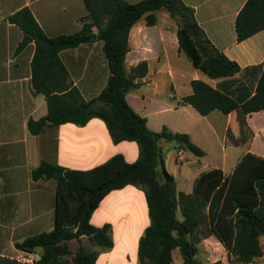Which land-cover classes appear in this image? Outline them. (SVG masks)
<instances>
[{
    "label": "crops",
    "instance_id": "1",
    "mask_svg": "<svg viewBox=\"0 0 264 264\" xmlns=\"http://www.w3.org/2000/svg\"><path fill=\"white\" fill-rule=\"evenodd\" d=\"M125 1L136 4L143 0ZM247 1L182 0L194 10L198 25L212 44L239 65L240 72L232 77L211 79L194 68L179 49L178 24L166 11L155 13V25L149 26L143 18L130 30L126 72L130 74L142 64L147 65L148 71L136 80L139 86L127 94L129 105L147 119L150 131L160 132L167 127L173 133L188 134L206 153L202 158L186 157L188 150L175 142L159 141L162 158L159 179L163 181L164 166L176 184L183 182L185 191L180 193L192 194L197 178L211 169H221L226 176L230 175L247 153L264 159L263 111L244 115L238 109L226 115L215 110L202 116L182 103L183 97L192 94L194 80H201L236 100L255 94L261 75L259 68L264 62V29L244 41L237 40L236 18ZM23 8L30 9L51 38L79 32L87 16L83 0H0V264H31L27 258L37 260L42 250L24 252L16 248V243L54 229L56 181L32 179V171L43 161L87 171L118 154L128 163L139 158L138 144L133 141L115 144L105 122L99 118L84 126L65 123L49 126L38 135L29 132V120L46 118L48 106L45 96L35 94L31 83L35 43L30 41L18 50L25 36L9 21L10 16ZM93 32L97 34L98 29L94 27ZM59 57L71 86L79 90L84 100L100 95L110 77L102 41L64 50ZM235 130L237 135L233 133ZM210 155L221 157L223 166L208 165ZM226 162H233L229 171L225 169ZM90 223L97 228L109 225L113 240L109 249L93 246L87 238L75 240L78 247L98 253L95 264H139V242L151 224L142 189L129 185L110 192L93 212ZM260 243L264 252V236ZM198 248L196 258L203 262L225 264L228 258L227 250L215 236L200 241ZM173 264H184L182 255L177 258L173 255ZM250 264H264V254Z\"/></svg>",
    "mask_w": 264,
    "mask_h": 264
},
{
    "label": "trees",
    "instance_id": "2",
    "mask_svg": "<svg viewBox=\"0 0 264 264\" xmlns=\"http://www.w3.org/2000/svg\"><path fill=\"white\" fill-rule=\"evenodd\" d=\"M87 16L79 32L48 37L32 12L23 8L9 17L10 23L24 33L18 47L22 50L30 41L35 43L31 83L35 94L46 98L48 115L30 119L28 129L38 135L49 126L73 123L84 126L91 119L103 120L112 141L117 144L133 141L138 144L139 158L128 163L118 154L106 163L87 171L70 170L43 161L32 171V179L56 181L55 226L16 243L18 250L41 255L32 264H95L97 252L79 246L72 253L73 240L87 238L103 249L113 246L111 227H94L93 212L106 195L126 186L142 189L146 196L151 224L139 242V264H173V250L178 248L184 264H222L200 262L196 256L198 243L215 236L228 252L230 264H250L264 254L260 238L264 236V159L247 153L230 175L221 169H211L196 180L192 194L177 193L175 178L163 166V181L158 167L162 158L160 140L175 142L198 158L205 151L185 133H173L164 127L152 132L147 119L128 103L127 94L146 75V64L130 74L125 60L129 51L131 28L141 19L151 26L157 23L158 11H166L178 24L179 49L193 67L211 79L232 77L240 72L239 65L218 50L198 25L194 10L182 0H143L130 4L125 0H83ZM98 33L93 32V28ZM238 41H244L264 29V0H248L236 18ZM94 40L103 42L110 77L100 95L84 100L72 87L68 71L60 60V52ZM256 92L252 97L236 100L201 80L192 81L193 92L182 103L192 106L202 116L218 110L230 114L240 109L244 115L264 112V62ZM49 119V121H47ZM178 208L183 219L177 218Z\"/></svg>",
    "mask_w": 264,
    "mask_h": 264
},
{
    "label": "rangeland",
    "instance_id": "3",
    "mask_svg": "<svg viewBox=\"0 0 264 264\" xmlns=\"http://www.w3.org/2000/svg\"><path fill=\"white\" fill-rule=\"evenodd\" d=\"M233 133H234L235 135H237L238 131L235 130V132L233 131ZM227 145H228V147H229V143H227ZM185 156H186V157H188V156H189V157H194V154H193L192 152H190V151H186ZM220 158H221V157H219V156H217V157H214V156H211V155H210V156H207L206 163H207L208 165H210V166H218V167H222V166H223V163L221 162V159H220ZM186 163H187V161L185 160V161L183 162V164L186 165ZM232 164H233V162H226V163H225V169H226L227 171H229L230 168H231V166H232ZM175 181H176V180H175ZM176 191H177L178 194L180 193V191H185V187H184V184H183L182 181H177V184H176ZM177 218H178L179 220H182V219H183L182 212H181V210H180L179 208H178V211H177ZM68 244H69V247H70L72 253H75L76 250L78 249V243H77L75 240H73V241H71V242L68 243ZM75 249H76V250H75ZM173 255H174V258H177L178 256L180 257V255H181V254H180V250H179L178 248L175 249ZM220 258H221V256H219V259H220ZM197 260H198V259H197ZM198 261L203 262V261H201V260H198ZM224 262H225V264H230L228 258H225Z\"/></svg>",
    "mask_w": 264,
    "mask_h": 264
},
{
    "label": "built area",
    "instance_id": "4",
    "mask_svg": "<svg viewBox=\"0 0 264 264\" xmlns=\"http://www.w3.org/2000/svg\"><path fill=\"white\" fill-rule=\"evenodd\" d=\"M27 261L32 264L34 262V259L33 258H27Z\"/></svg>",
    "mask_w": 264,
    "mask_h": 264
},
{
    "label": "water",
    "instance_id": "5",
    "mask_svg": "<svg viewBox=\"0 0 264 264\" xmlns=\"http://www.w3.org/2000/svg\"><path fill=\"white\" fill-rule=\"evenodd\" d=\"M47 121H49V119H47Z\"/></svg>",
    "mask_w": 264,
    "mask_h": 264
}]
</instances>
